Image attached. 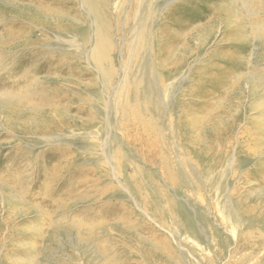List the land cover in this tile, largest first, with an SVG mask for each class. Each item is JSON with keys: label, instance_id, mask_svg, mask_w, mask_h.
I'll list each match as a JSON object with an SVG mask.
<instances>
[{"label": "rangeland", "instance_id": "374dc122", "mask_svg": "<svg viewBox=\"0 0 264 264\" xmlns=\"http://www.w3.org/2000/svg\"><path fill=\"white\" fill-rule=\"evenodd\" d=\"M8 1L0 37L32 26L42 49L70 56L51 78L43 59L38 75L70 123L44 121L37 136L0 105V264H264V40L254 31L264 11L252 16L243 0H104L105 76L84 0ZM37 4L71 19L23 16ZM228 6L246 39L230 35ZM32 47H0V79L17 80Z\"/></svg>", "mask_w": 264, "mask_h": 264}, {"label": "bare ground", "instance_id": "6f19581e", "mask_svg": "<svg viewBox=\"0 0 264 264\" xmlns=\"http://www.w3.org/2000/svg\"><path fill=\"white\" fill-rule=\"evenodd\" d=\"M21 1H23V0H9L8 2H9V4H12V3H20ZM41 1L42 0H40L39 3H41ZM84 2H85V4H87V7L90 9L92 15L95 18L96 45H95V49L93 52V58L99 67V71L102 72L103 75L107 76V71L105 69V62H108L109 57H110L111 43H110V38L108 35V28H109L108 21L109 20H108V17L106 15L107 13L105 12L106 8L104 9V0H84ZM263 2H264V0L262 1V3ZM243 3H244V7H245L244 10L254 17L257 14L256 12L261 13L262 11H264V6L254 3L253 0H243ZM22 4H24V3H22ZM24 5H26V4H24ZM42 6L38 5V4L37 5H30V7H28V8H30V11H28V12L23 11V13L22 12L21 13L23 14L24 17H27L30 20H33V21L40 20V21L48 23V24H55V23L60 24L62 22H65L68 18H70V16L67 15V13H68L67 8L64 9V10H66V14L60 13L63 9L62 10L56 9L54 12H50L51 6L52 7H63V3L61 0H52L51 6L47 5V7H46L47 10L44 9ZM236 11L234 10L233 6H228V7L223 9V12L225 13V16L227 17L228 25L234 26V27H230L231 28L230 29V35H232V36L234 35L235 38H238L237 40H239V38L244 37V35L241 32H242V28L245 29L244 27H246V24H244L243 18H241L242 15L240 16L238 14L240 17H237ZM214 17H216V15H214L213 18ZM252 19L254 22L257 21L256 18H252ZM215 20H216V18H215ZM146 25L147 24L145 22H142V28H141V32L143 33L142 34V40H144V36H146V32H147ZM143 27H145V28H143ZM15 28H17V30H15ZM63 28H65V27H63ZM4 30L6 32L5 33L6 37L5 38L0 37V47L1 48L2 47L3 48H7V47L12 48V47H19V46L24 47L25 45H27L29 43H31L33 45V47L31 48V51H24L23 49H21L22 53L26 52V59L18 60V63L21 64V73H20L17 80H14V81L8 83V82L3 81L4 80L3 77L0 79V89L3 91V93L5 94L4 96H6V98L10 97L8 99L4 98L3 99L4 101L0 102V105L9 109L10 111L15 112V115L20 120V122H17V123H19V126L22 129H24V131L26 130V132L27 131L29 132L30 129L31 130L36 129L35 134L37 136L41 134L39 132L38 128H41L39 126L42 125V122H44V121H45V123L46 122H50V123L55 122L54 124L56 125V123H57V126H58V123H60V122L65 123V124H67V123L69 124L70 123V108L67 106L63 107L62 104L59 105V104L55 103L57 98L56 97L53 98V96H57V95L56 94L51 95V92L53 91L51 88L52 87L51 83L49 84L46 82L49 80L44 81L41 77H38L39 73L42 72V68H41L40 63L43 61V59H45V61L50 62L52 64L51 66H48L49 69L46 68L44 70L46 75H47V78H51L54 74H58L59 71H57V67H59L61 65L64 66L65 64L66 65L69 64V62L67 60V57L69 55H66V54L55 55L54 51H52L50 49H42V43H41V39H40L41 34L34 32V30L32 29V26L31 27L9 26V28H4ZM254 31H256V34H255L256 38H258L260 40H264V19L260 18V20H258L255 23V30ZM28 36L30 37L29 40L27 39ZM243 39H246V38L244 37ZM55 57H58V58H55ZM30 62L35 63V68L32 72H30V68L27 66V64ZM0 66H1V64H0ZM15 66L16 65L11 67L10 69L6 68V73L12 74L14 72ZM251 74L252 75L249 78L250 82L252 83L251 85H252V87L257 89L259 87L258 86L259 85L258 77L256 76L257 74L254 73V71L251 72ZM29 76H32V80H28ZM138 97L140 98V96H138ZM58 99L60 100V102H62V100H65L66 98L64 95H60ZM15 106H16V108L18 107L19 109L18 108L15 109ZM22 118H24V120H22ZM18 119L16 118V120H18ZM10 125H11V123H10ZM65 127H67V126H65ZM68 128H69V126H68ZM26 132H25V137H26L25 139L31 138L30 133L28 134ZM32 134H33V132H32ZM41 138H42V136H41ZM34 143H35V140H34ZM34 143L33 144H30V143L26 144L27 149H25V150H30V151L32 150L33 152H35L38 149V144H34ZM22 150H24V149H22ZM71 163H73V162H71ZM70 164H67V165L70 166ZM3 185L6 186L5 184H3Z\"/></svg>", "mask_w": 264, "mask_h": 264}]
</instances>
